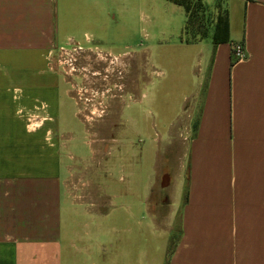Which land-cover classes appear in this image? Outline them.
I'll return each mask as SVG.
<instances>
[{"label":"crops","instance_id":"crops-1","mask_svg":"<svg viewBox=\"0 0 264 264\" xmlns=\"http://www.w3.org/2000/svg\"><path fill=\"white\" fill-rule=\"evenodd\" d=\"M201 1L213 17L220 1L230 42L212 44L185 109L184 197L167 264H264V0ZM50 6L51 0H0V55L22 52L49 62L56 41ZM236 43L243 57L233 61ZM36 78L21 86L0 80V264H98L99 219L110 200L100 188L104 206L67 208L59 81ZM160 183L168 188L171 176ZM164 200L163 218L172 220L174 200Z\"/></svg>","mask_w":264,"mask_h":264},{"label":"rangeland","instance_id":"rangeland-1","mask_svg":"<svg viewBox=\"0 0 264 264\" xmlns=\"http://www.w3.org/2000/svg\"><path fill=\"white\" fill-rule=\"evenodd\" d=\"M50 9L56 41L49 62L22 52L2 54L0 80L17 86L41 76L59 81L58 119L64 128L75 129V133L59 135L62 162L67 165L66 206L106 204L100 188L110 200L107 216L99 219L98 264H167L177 240V217L184 197V181L180 184L179 176L185 174L189 140L185 109L202 80L212 49L210 36L187 42L184 10L168 0H51ZM207 15H212L209 10ZM231 25L240 31L239 20L232 18ZM69 39L96 55L116 56L124 67L119 77L124 73L125 84L140 85L139 90L135 85V91L122 96L120 128L112 135L81 134L77 128L76 110L64 97V76L58 68L72 56L60 52L70 47ZM81 87L74 84L77 92ZM115 105L111 104L113 109ZM76 107L81 110L80 105ZM165 174L171 176L172 184L163 189L160 182ZM165 195L174 200L172 220L163 218Z\"/></svg>","mask_w":264,"mask_h":264},{"label":"flooded vegetation","instance_id":"flooded-vegetation-1","mask_svg":"<svg viewBox=\"0 0 264 264\" xmlns=\"http://www.w3.org/2000/svg\"><path fill=\"white\" fill-rule=\"evenodd\" d=\"M68 44L70 47L62 48L60 52H68L72 56L64 60L66 62L64 66L61 63L60 67H57L60 68L61 74L64 76L61 80L65 85V95L76 110L73 112V117L77 128L81 134L112 135L120 128L118 120L125 105L122 96L129 90L135 91L134 86L137 84L135 82L125 84L124 76L126 75L124 73L123 77H119L122 75L123 66L115 60L116 56L96 55L94 50L84 49L78 42L70 39ZM66 66L69 67V73H66ZM74 84L85 88L81 87L80 92H77ZM66 85L69 88L66 89ZM139 89L140 85H137L136 90ZM82 91L85 94H81ZM111 104H116V109H113ZM79 105L81 110L76 107ZM94 109H97L98 113ZM65 129V132L75 133V129H72L71 126ZM71 140V138L66 139V141Z\"/></svg>","mask_w":264,"mask_h":264},{"label":"trees","instance_id":"trees-1","mask_svg":"<svg viewBox=\"0 0 264 264\" xmlns=\"http://www.w3.org/2000/svg\"><path fill=\"white\" fill-rule=\"evenodd\" d=\"M183 8L186 21L183 31L188 35L187 42H196L205 39L212 29L211 43L215 46L220 43H229L228 16L221 9L220 1L214 5L216 15L208 17V9L201 0H168ZM233 45L231 54L233 57ZM233 61H235L233 57Z\"/></svg>","mask_w":264,"mask_h":264},{"label":"built area","instance_id":"built-area-1","mask_svg":"<svg viewBox=\"0 0 264 264\" xmlns=\"http://www.w3.org/2000/svg\"><path fill=\"white\" fill-rule=\"evenodd\" d=\"M233 57L235 60H239L243 57V45L236 43L233 45Z\"/></svg>","mask_w":264,"mask_h":264}]
</instances>
